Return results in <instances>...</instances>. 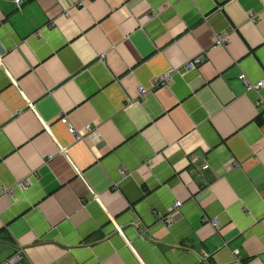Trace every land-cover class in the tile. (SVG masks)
<instances>
[{"label": "crops", "instance_id": "obj_1", "mask_svg": "<svg viewBox=\"0 0 264 264\" xmlns=\"http://www.w3.org/2000/svg\"><path fill=\"white\" fill-rule=\"evenodd\" d=\"M240 74L264 81V0H0L1 252L264 264V82Z\"/></svg>", "mask_w": 264, "mask_h": 264}, {"label": "built area", "instance_id": "obj_2", "mask_svg": "<svg viewBox=\"0 0 264 264\" xmlns=\"http://www.w3.org/2000/svg\"><path fill=\"white\" fill-rule=\"evenodd\" d=\"M14 3L19 7L21 0H13ZM151 16V15H150ZM228 39V35H226L225 33H217L214 36V44L215 45H223L225 41H227ZM201 62V56L197 55L195 57H193L192 59L186 61L185 63V68L186 69H192L197 67V65ZM170 78H171V71H163L160 75H158L152 84V87H157V86H163V85H167L170 82ZM238 79H240L242 81V83L244 84L245 88L247 91L249 90H258L262 85H263V79H260L254 83L250 82L248 80L247 77H245L244 74H240L238 76ZM140 90V94L145 92V89L143 87H139ZM27 106L33 108L34 104L32 102H27ZM61 122L62 123H66V119L65 118H61ZM70 132H74L73 128L69 129ZM76 135V133H75ZM208 164L207 163H203L202 164V168H207ZM181 206L180 201H174V203L172 204V209H178V207ZM171 216H172V211L170 214H167L163 217V221L167 224L170 225L171 224ZM210 222L211 225H213L214 227L217 225V221L215 218H211V219H204ZM116 231L121 233V228L120 227H116ZM19 258V254L16 253L14 254L12 257L8 258L6 261H4L2 264H16V261Z\"/></svg>", "mask_w": 264, "mask_h": 264}, {"label": "rangeland", "instance_id": "obj_3", "mask_svg": "<svg viewBox=\"0 0 264 264\" xmlns=\"http://www.w3.org/2000/svg\"><path fill=\"white\" fill-rule=\"evenodd\" d=\"M7 250V249H6ZM6 251H2L1 252V248H0V264H2L4 261H6L7 260V258H6Z\"/></svg>", "mask_w": 264, "mask_h": 264}]
</instances>
